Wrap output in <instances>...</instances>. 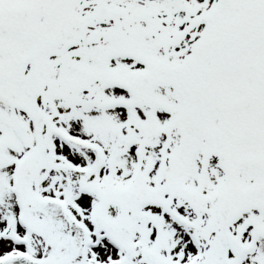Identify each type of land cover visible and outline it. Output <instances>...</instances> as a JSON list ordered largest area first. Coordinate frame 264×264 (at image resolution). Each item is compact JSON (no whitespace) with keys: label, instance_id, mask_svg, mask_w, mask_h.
<instances>
[{"label":"snow or ice","instance_id":"obj_1","mask_svg":"<svg viewBox=\"0 0 264 264\" xmlns=\"http://www.w3.org/2000/svg\"><path fill=\"white\" fill-rule=\"evenodd\" d=\"M0 264H264V0H0Z\"/></svg>","mask_w":264,"mask_h":264}]
</instances>
